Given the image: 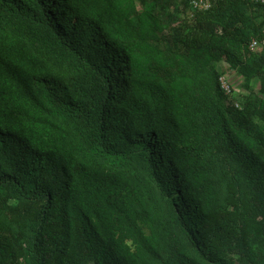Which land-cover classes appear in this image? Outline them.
<instances>
[{
  "label": "trees",
  "instance_id": "1",
  "mask_svg": "<svg viewBox=\"0 0 264 264\" xmlns=\"http://www.w3.org/2000/svg\"><path fill=\"white\" fill-rule=\"evenodd\" d=\"M191 1L0 0V264H264V3Z\"/></svg>",
  "mask_w": 264,
  "mask_h": 264
},
{
  "label": "clouds",
  "instance_id": "2",
  "mask_svg": "<svg viewBox=\"0 0 264 264\" xmlns=\"http://www.w3.org/2000/svg\"><path fill=\"white\" fill-rule=\"evenodd\" d=\"M255 1H257V2H261V3H264L262 0H255ZM212 2H213L212 0H192V1H191V6H192V9H193V10L207 9V8L211 7ZM205 4H208V6H205ZM254 41L257 42V44H256L255 46L253 45ZM254 41L252 42L251 46L255 48V47H257V46L259 45V43H258L257 40H254ZM226 65H227V68H226V69H221L222 72H221V76H220V82H221V78H222L223 76H225V77L227 78V81L229 82L231 88H232V93L234 94V93H236V91L239 92V90L236 89V88H235L236 90H234V87L232 86V85H233V80H234V78L236 77V75H235L234 70H232V69L228 66V64H226ZM231 72H232V73H231ZM221 85H222V82H221ZM239 93H240V92H239ZM239 93H238V94H239ZM236 101H237V100H236ZM237 103H239V102H237ZM239 107H240V106H239Z\"/></svg>",
  "mask_w": 264,
  "mask_h": 264
},
{
  "label": "built area",
  "instance_id": "3",
  "mask_svg": "<svg viewBox=\"0 0 264 264\" xmlns=\"http://www.w3.org/2000/svg\"><path fill=\"white\" fill-rule=\"evenodd\" d=\"M262 1L264 2V0H262ZM205 6H208V4H205ZM256 44H257V42L254 41L253 45L255 46ZM221 82H222V87L224 88V90H226L227 93H230V92L232 93V88H231V86H230V84L227 81V78L225 76H223L221 78ZM236 106L239 107V103L236 102Z\"/></svg>",
  "mask_w": 264,
  "mask_h": 264
},
{
  "label": "rangeland",
  "instance_id": "4",
  "mask_svg": "<svg viewBox=\"0 0 264 264\" xmlns=\"http://www.w3.org/2000/svg\"><path fill=\"white\" fill-rule=\"evenodd\" d=\"M221 68L222 69H226L227 68V65H226V63H222L221 64ZM232 73V72H231ZM240 92V91H239ZM238 91H236V93H234L235 95H238V93H239Z\"/></svg>",
  "mask_w": 264,
  "mask_h": 264
}]
</instances>
